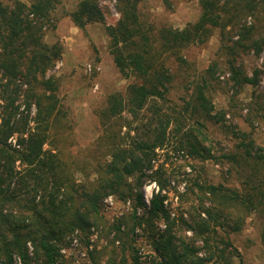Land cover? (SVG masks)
I'll list each match as a JSON object with an SVG mask.
<instances>
[{
  "label": "trees",
  "instance_id": "1",
  "mask_svg": "<svg viewBox=\"0 0 264 264\" xmlns=\"http://www.w3.org/2000/svg\"><path fill=\"white\" fill-rule=\"evenodd\" d=\"M100 1L77 0L65 10L62 0H0V264H67L60 253L66 239L76 232L88 246L91 229L112 237L102 247L105 261L93 248L90 264H243L230 236L253 213L262 217L264 246V146L251 137L253 120H264V97L255 90L261 71L248 74L239 59L264 49V0H198L197 17L182 28L153 18L142 0H115L119 17L104 32L126 83L92 102L98 134L81 147L60 103V81L49 73L63 53L54 12L60 7L84 31L103 22ZM216 32L219 58L197 72L189 51ZM221 84L232 90L230 106L253 88L246 106L254 113L243 116L251 132L215 110L212 94ZM207 123L233 138L231 149L210 140ZM164 147L194 163L179 195L187 219L171 217L162 194L167 179L153 172L155 150ZM206 162L227 166L222 181L208 180ZM148 179L158 191L147 203ZM107 198L130 205L109 224L101 212ZM138 236L150 254L140 253Z\"/></svg>",
  "mask_w": 264,
  "mask_h": 264
},
{
  "label": "rangeland",
  "instance_id": "2",
  "mask_svg": "<svg viewBox=\"0 0 264 264\" xmlns=\"http://www.w3.org/2000/svg\"><path fill=\"white\" fill-rule=\"evenodd\" d=\"M3 2L6 0H2ZM77 0H62L65 10H72ZM115 0H102L99 7L103 12L102 23H92L85 26L84 31L73 26L66 16H62L61 8H57L54 15L58 18L55 29V37L59 39L63 47V53L59 62L49 71L50 74L58 77L59 99L66 109L70 124L74 128V138L83 147L91 142L98 132L94 131L90 106L99 96L118 91L126 81L115 69L112 58L107 49V37L104 32L105 26H113L119 14L114 7ZM141 5L155 19H162L173 27L182 28L185 24L192 22L198 15V0H142ZM55 37L46 36L48 42H52ZM219 36L214 33L204 48H192L189 57L193 61V68L201 71L210 65L211 61L217 60L219 53ZM240 63L248 74L255 69L260 70L259 84L256 92L264 97V49L256 56L249 53L240 55ZM227 75L219 76L220 81ZM253 88L244 87L239 95L235 97L237 104L230 106L229 99L232 90L228 87H220L213 96V106L215 110H225V123L234 124L239 130L251 132V127L245 122L243 116L252 112L246 104L252 101ZM32 108V112H33ZM207 134L212 142H219L224 150L232 148L231 136L227 138L218 128L211 123H207ZM252 139L256 146H264V120H253ZM217 147V146H215ZM156 157L153 164V172L163 173L162 178L167 179L162 194L166 195L165 207L170 211L171 217L182 216L187 219V203H182L180 193L184 194L188 181L186 178L195 174L191 169L193 161L188 159L183 153L172 151L169 147L155 150ZM224 164L213 162L205 163V176L210 182L222 181V173L225 172ZM202 175V172H200ZM159 176V175H158ZM160 177V176H159ZM238 185L239 182L232 179L231 183ZM158 191L156 182L147 180L142 187L144 200L149 202L152 195ZM128 203L123 204L114 199L104 200L101 204V212L105 220L113 223L114 220L129 210ZM140 212V210H139ZM262 217L256 213L249 215L246 219L244 229L241 233L231 235V241L241 255L243 264H264V246L260 242V230ZM163 224H159L162 228ZM140 233V231H137ZM189 235V233H186ZM110 236L105 237L98 230H90L88 234L89 245L86 240L80 238V234L74 232L66 239V246L60 249V253L67 261V264H90L88 253L96 248L100 255L97 260L103 263L107 257L102 247L108 245ZM118 243L116 242V245ZM136 247L142 255L150 254L151 249L147 240L143 236L136 238ZM117 249V248H116ZM69 262V263H68ZM18 261L16 260V263Z\"/></svg>",
  "mask_w": 264,
  "mask_h": 264
},
{
  "label": "built area",
  "instance_id": "3",
  "mask_svg": "<svg viewBox=\"0 0 264 264\" xmlns=\"http://www.w3.org/2000/svg\"><path fill=\"white\" fill-rule=\"evenodd\" d=\"M107 199H108V200H111V198H107ZM107 199H106V200H107ZM147 203H148V202H147ZM18 264H19V262H18Z\"/></svg>",
  "mask_w": 264,
  "mask_h": 264
}]
</instances>
